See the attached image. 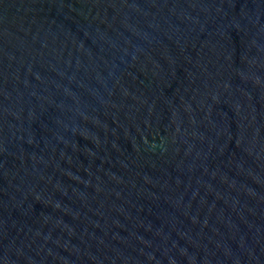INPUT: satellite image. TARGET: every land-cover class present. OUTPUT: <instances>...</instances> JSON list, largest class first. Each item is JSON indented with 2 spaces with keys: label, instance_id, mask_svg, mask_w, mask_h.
Wrapping results in <instances>:
<instances>
[{
  "label": "water",
  "instance_id": "obj_1",
  "mask_svg": "<svg viewBox=\"0 0 264 264\" xmlns=\"http://www.w3.org/2000/svg\"><path fill=\"white\" fill-rule=\"evenodd\" d=\"M0 264H264V0H0Z\"/></svg>",
  "mask_w": 264,
  "mask_h": 264
}]
</instances>
